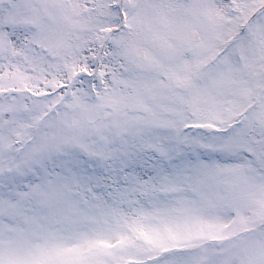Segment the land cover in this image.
Here are the masks:
<instances>
[{"label": "snow or ice", "instance_id": "obj_1", "mask_svg": "<svg viewBox=\"0 0 264 264\" xmlns=\"http://www.w3.org/2000/svg\"><path fill=\"white\" fill-rule=\"evenodd\" d=\"M0 264H264V0H0Z\"/></svg>", "mask_w": 264, "mask_h": 264}]
</instances>
